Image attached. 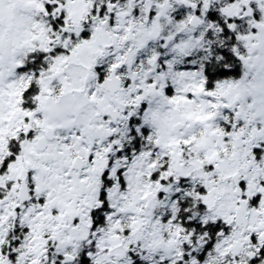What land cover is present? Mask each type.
I'll list each match as a JSON object with an SVG mask.
<instances>
[{"label": "snow or ice", "instance_id": "6c2138e0", "mask_svg": "<svg viewBox=\"0 0 264 264\" xmlns=\"http://www.w3.org/2000/svg\"><path fill=\"white\" fill-rule=\"evenodd\" d=\"M0 264H264V0H0Z\"/></svg>", "mask_w": 264, "mask_h": 264}]
</instances>
